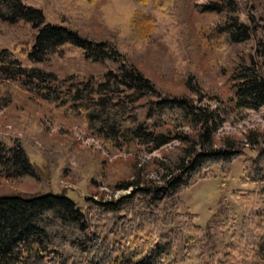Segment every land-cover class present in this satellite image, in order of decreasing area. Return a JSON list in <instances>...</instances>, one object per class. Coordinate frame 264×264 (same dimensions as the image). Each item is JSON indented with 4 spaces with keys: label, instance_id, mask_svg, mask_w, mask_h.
I'll use <instances>...</instances> for the list:
<instances>
[{
    "label": "trees",
    "instance_id": "obj_1",
    "mask_svg": "<svg viewBox=\"0 0 264 264\" xmlns=\"http://www.w3.org/2000/svg\"><path fill=\"white\" fill-rule=\"evenodd\" d=\"M47 1L64 25L46 23L43 12L23 0H0V33L15 25L34 32L27 54L32 63L80 57L103 68L99 77L75 71L66 76L65 83L82 78L61 102H72L69 115L81 117L90 135L111 148L125 146L128 153L138 151L134 146L151 154L172 142L179 145L151 160L149 173L155 178L141 175L135 164L131 177L117 187L132 192L115 202L87 198L78 205L63 193L0 196V264H264V150L243 163L241 185L253 188L232 193L239 213L225 206L214 225H198V216L184 209L182 194L200 182L216 181L218 174L228 180L232 162L243 155L240 147L224 140L215 148L214 132L221 124L215 112L189 97L163 94L135 68L125 46L86 37L70 24L73 18L85 20L100 0ZM115 1L133 11L137 22L131 32L140 30L141 43L170 26L169 11L178 0ZM245 8L237 0H207L202 8L210 17L195 29L197 45L217 56L218 70L230 48L253 34L247 13L248 23L240 21ZM0 76V108L11 102L14 83L49 102L60 99L49 88L61 84L56 74L22 67L8 49H0ZM185 77L186 87L199 93L194 78L188 72ZM231 80L239 105H264V78L254 60L232 68ZM0 177H37L17 136L0 134ZM223 231L231 232L228 240Z\"/></svg>",
    "mask_w": 264,
    "mask_h": 264
},
{
    "label": "rangeland",
    "instance_id": "obj_2",
    "mask_svg": "<svg viewBox=\"0 0 264 264\" xmlns=\"http://www.w3.org/2000/svg\"><path fill=\"white\" fill-rule=\"evenodd\" d=\"M23 1L27 6L41 10L46 23L64 25L47 0ZM237 2L245 4L240 21L248 23L247 13L253 34L248 41L230 48L221 70L217 69L220 64L215 63L217 56L203 53L197 45L195 29L199 23L208 22L210 17L202 11L207 0L193 4L189 0L173 2L169 11L170 26L156 29L141 43L137 40L140 30L137 28L131 32V24L137 22L133 20V11L130 12L120 1L100 0L97 7L86 11L84 19L88 20L87 23L75 18L70 22L86 37L113 40L125 46L132 55L131 62L135 68L163 94L189 97L196 105L215 112L221 120L214 132L215 148L223 147L224 140L240 147L243 155L232 162L228 180H222L218 174L216 181L200 182L181 196L184 209L196 214L198 225L205 228L223 218L225 206L239 213L232 193L253 188L241 185L243 163L264 150V105L257 109L239 105L234 96L235 83L231 80L232 68L243 63L249 65L250 60L258 64L264 78V0ZM150 8L149 5L146 10ZM34 35L22 25L7 26L0 33V49L10 50L22 67L56 74L61 84L49 88L58 92L60 99L58 103L49 102L26 92L17 83L13 84L11 102L0 108V134L20 138L31 164L37 169V177H0V196L63 193L78 205L87 198L95 202H115L132 192L131 188L123 190L117 187L121 181L131 177V168L135 164L140 167L141 175L155 178L154 173H149L153 169L151 160H158L162 152L176 148L179 143L172 142L166 146L167 150L151 154L134 146L138 151L128 153L125 146L111 148L102 139L90 135L81 117L69 115L72 102L61 104L66 95L74 92L82 78L72 80L73 83H65V80L73 71L99 77L104 73L103 68L86 63L80 57L58 58L51 65L32 63L27 54L33 45ZM185 72L194 78L200 88L199 93L186 87ZM184 131L188 130L185 128ZM212 232L218 233L217 230ZM222 233L228 240L231 232ZM213 241L217 243V239ZM209 242L212 243V239Z\"/></svg>",
    "mask_w": 264,
    "mask_h": 264
}]
</instances>
